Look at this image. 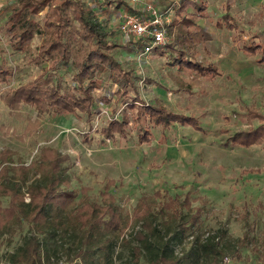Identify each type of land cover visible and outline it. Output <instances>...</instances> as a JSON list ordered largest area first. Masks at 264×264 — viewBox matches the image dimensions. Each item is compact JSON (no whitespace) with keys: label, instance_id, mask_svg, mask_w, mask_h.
<instances>
[{"label":"rangeland","instance_id":"1","mask_svg":"<svg viewBox=\"0 0 264 264\" xmlns=\"http://www.w3.org/2000/svg\"><path fill=\"white\" fill-rule=\"evenodd\" d=\"M108 1L113 9L117 1H123L131 10L137 8L136 5L130 8L128 0ZM149 1L161 12L178 3V0ZM12 2L0 0V60L12 72L11 78L0 87V151L12 152V163L7 166L29 169L31 162L39 161L41 147L67 154L70 160L63 165L62 176L68 190L76 193L69 210L82 200L102 204L101 193L106 187L123 218L132 214L141 197L146 196L159 206L168 199L178 196L183 201L187 196L192 201V210L185 207V212L198 209L200 217L180 242H170L178 258L187 254L193 237L197 236L221 244L224 251L221 264H260L258 254L264 245V141L234 147L227 138L258 127L255 119L251 125L246 121L243 114L247 107H253L264 117V62H258L260 54L249 57L240 50L242 43L249 44L252 39L260 43L264 39V0H203L207 10L197 23L205 29L203 37L209 34L210 38L196 50L203 64L212 62L220 67L223 75L219 78L193 77L180 64H175V68L168 66L166 61L173 62L179 50L174 34H169L168 29L171 48L165 45L152 50L145 65H138V59L132 58L124 46L113 51L125 70H133L134 85L144 102L150 105L159 102L172 112L197 117L203 128V132H195L191 127L175 124L164 130L142 122L139 127L151 131L150 143L140 142L131 111L124 114L128 122L125 136L111 140L102 137L101 130L110 120L121 116L127 105L113 95L120 85L111 86L107 79L95 89L97 109L90 120L85 115L52 113L36 122L32 106L25 104L14 112L4 105L2 97L8 91L34 80L45 66L33 64L27 54L14 52L10 47L3 23L5 6ZM225 14L237 26L236 33L217 29V21L221 22ZM39 41L36 37L32 45ZM112 41L118 43L117 38ZM162 50L165 55H161ZM59 74L64 84L75 85L71 72L61 70ZM128 91L133 95L130 88ZM26 174L29 184L37 182L39 175L34 170L29 169ZM156 192L161 197H156ZM1 202L6 205L7 199L2 198ZM138 229V226L134 230L129 228L124 236L130 239ZM171 231L166 240L172 237ZM31 233L25 223L16 227L11 243L0 246V264H6L7 254L16 252ZM40 240L43 252L49 256H44V264L66 262L68 249L73 248L70 238ZM127 257L126 248L117 242L109 264H124ZM94 258L95 264H106L102 254Z\"/></svg>","mask_w":264,"mask_h":264},{"label":"trees","instance_id":"2","mask_svg":"<svg viewBox=\"0 0 264 264\" xmlns=\"http://www.w3.org/2000/svg\"><path fill=\"white\" fill-rule=\"evenodd\" d=\"M102 4L111 5V2L104 0ZM121 7L136 12L123 1H117L114 8ZM176 8L177 19L167 29L169 34H174L179 50L174 61L167 62L168 66L180 64L188 70L184 72L202 79L220 77L222 72L218 66L204 65L197 58L196 47L210 38L207 34L205 40V29L197 23L207 10L205 3L203 0H178ZM4 10L3 30L12 50L27 54L37 66L45 64L42 73L34 80L15 87L2 97L10 111L18 112L26 104L35 110L36 122L43 115L52 113L85 115L90 120L97 109L93 95L95 89L107 79L111 86L120 85L113 95L127 105L121 116L110 120L101 130L104 139L125 136L126 111L134 113L132 121L139 129L140 142L150 143L151 140L150 129L139 127L142 122L164 130L177 124L203 132L197 117L172 112L159 102L150 105L140 98L134 85L133 70H125L112 54L121 46L112 41L114 31L99 20L86 0H14ZM216 26L237 32L230 15L225 14ZM36 37L40 41L33 46ZM143 45L145 43L138 41L134 46L142 48ZM124 47L129 49L128 45ZM165 47L171 48V45ZM241 50L249 57L260 54L258 62H264V39L260 43L253 39L249 44L242 43ZM163 52L161 55L166 54ZM61 70L71 72V80L76 86L64 84L63 76L59 74ZM11 76V69L0 60V87ZM128 88L133 95L129 94ZM246 111L243 115H246L248 124L255 119L259 125L228 137V144L234 147H249L264 141V117L251 106ZM69 160L67 154L41 147L39 161L31 162L29 168L39 176L37 182L29 184L26 174L29 169L7 166L12 163V152L8 149L0 151V246L10 244L16 227L24 223L32 232L16 252L7 254L6 264H44V256H49L43 252L41 237L71 239L73 248L68 249L66 262L55 264H95L94 257L98 254H102L105 263L109 264L117 242L127 250L124 264H221L224 256L221 244L197 236L193 237L183 258L174 254L170 242H180L200 217L198 209L193 213L185 212V207L192 210V201L187 196L183 201L178 196L168 199L159 206L146 196L141 197L132 214L123 218L106 187L101 193L102 204L82 200L79 206L69 210L76 198V193L68 190L62 176L63 165ZM155 195L161 197L159 192ZM2 198L7 199L6 205L2 204ZM156 205L158 207L154 210ZM136 226L139 229L127 239L124 236L126 230H134ZM169 230H172V237L166 240ZM258 255L259 263L264 264V245Z\"/></svg>","mask_w":264,"mask_h":264},{"label":"built area","instance_id":"3","mask_svg":"<svg viewBox=\"0 0 264 264\" xmlns=\"http://www.w3.org/2000/svg\"><path fill=\"white\" fill-rule=\"evenodd\" d=\"M130 8L136 5V12L124 8L107 15V8L96 5L94 10L101 22L107 24L119 36V41L134 52L136 50L138 65L146 64L150 52L168 44L167 28L177 19V3H172L163 12L149 0H128ZM135 41L145 43L142 48L134 46ZM135 59V56H134ZM143 81V77L139 82Z\"/></svg>","mask_w":264,"mask_h":264},{"label":"crops","instance_id":"4","mask_svg":"<svg viewBox=\"0 0 264 264\" xmlns=\"http://www.w3.org/2000/svg\"><path fill=\"white\" fill-rule=\"evenodd\" d=\"M13 3V2H12ZM86 3H87V5L90 7V8H92V7H95L96 5H98L99 7H103V8H107V12H106V14L107 15H112V13L113 12H116V11H118V10H120V9H122V8H118V9H113L112 8V6L111 5H104V4H102V2L100 1V0H86ZM218 29V28H217ZM222 29H226V28H222ZM222 29H219V30H222ZM227 30V29H226ZM229 31V30H228ZM230 32H232V31H230ZM115 33V32H114ZM114 38H117V40H118V43L123 47L124 45L123 44H121L120 43V41H119V36H118V34L116 33L114 36H113ZM205 44H207V42L205 43ZM205 44H202L201 46L203 47ZM242 46V45H241ZM241 46H240V50H241ZM129 48V47H128ZM127 51H129L131 54H130V56L132 57V58H134V56L135 57H137V54H136V50L133 52L130 48L129 49H127ZM150 55V54H149ZM149 55L147 56V58L145 59L146 60V64L147 63H149V61H150V59L148 60V57H149ZM165 55V54H164ZM197 58H198V53H197ZM198 60H199V58H198ZM200 61V60H199ZM201 63H202V61H200ZM210 63H212V62H210ZM166 64H167V61H166ZM208 64H209V62H208ZM212 64H214V63H212ZM168 65V64H167ZM204 65H207V64H204ZM215 65V64H214ZM216 66V65H215ZM219 67V66H218ZM175 68V67H174ZM219 69H220V67H219ZM220 71L222 72V70L220 69ZM222 75H223V72H222ZM221 75V76H222ZM220 76V77H221ZM219 78V77H218Z\"/></svg>","mask_w":264,"mask_h":264}]
</instances>
